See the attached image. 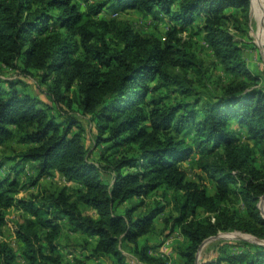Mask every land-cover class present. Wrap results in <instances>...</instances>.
I'll list each match as a JSON object with an SVG mask.
<instances>
[{
    "label": "trees",
    "instance_id": "1",
    "mask_svg": "<svg viewBox=\"0 0 264 264\" xmlns=\"http://www.w3.org/2000/svg\"><path fill=\"white\" fill-rule=\"evenodd\" d=\"M249 4L93 0L85 14L73 0H0V62L16 68L19 61L24 70L40 72L58 102L65 101L62 91L75 86L78 107L95 122L96 143L117 153L91 160L73 117L54 116L21 80L5 81L6 87L0 81V143L15 136L32 144L21 162H36L38 177L54 171L80 185L74 195L61 188L17 199V182L0 179V235L4 210L15 206L30 215L15 230L28 264L40 257L51 259L62 219L70 232L92 239L93 257H108L111 264H129L122 248L139 263L167 264L166 256L151 253L158 245L147 236L168 208L164 228L170 234L177 228L183 237L176 247L179 264H194L199 245L218 233L239 231L264 238L258 208L264 196V91L227 25L236 20L228 9L246 14ZM105 6L162 14L169 22L165 39L143 37L122 20L86 16ZM195 27L223 69L242 76L205 102L186 99L192 93L187 69L200 63L180 33ZM159 86H174L171 91L183 97L171 104L147 100ZM193 154L201 172L197 181L188 178L183 165ZM256 154L263 160L259 166ZM205 178L214 184L212 194ZM154 193L159 199L147 204ZM236 200L244 207L242 213L234 207ZM41 240L50 255L43 254ZM218 248L214 259L199 263L264 264V245L234 240ZM15 259L12 247L0 240V264H16Z\"/></svg>",
    "mask_w": 264,
    "mask_h": 264
},
{
    "label": "rangeland",
    "instance_id": "2",
    "mask_svg": "<svg viewBox=\"0 0 264 264\" xmlns=\"http://www.w3.org/2000/svg\"><path fill=\"white\" fill-rule=\"evenodd\" d=\"M73 2L81 12L88 13L87 4L90 2H84L83 0H73ZM228 10L236 18L235 21L227 23L228 29L235 36V39L239 41L238 45L241 49V55L250 72L257 77L259 86L264 91V0H250L249 9L246 14L236 9ZM86 16L93 19L122 20L127 22L141 36L162 41L165 39L166 31L169 28L168 19L163 17L162 14L155 17L154 15L142 14L132 8L117 10L115 7L105 6L100 13L96 15L87 14ZM60 31L63 32V30ZM180 36L185 42L189 40L191 43L189 50L200 63V66L194 69H187L186 74L192 90V93L186 97L187 100H195L197 98L200 102H205L208 98L220 94L221 88L230 81L242 79V76L231 74L223 69L218 59L214 56L210 46L203 38V35L198 32L196 27L187 28L180 33ZM22 70H24V66L19 61L16 64V68H11L0 62V81L3 87L7 86L5 81L21 80L30 93L39 101V104L45 106L54 116L63 113L73 117L77 121L76 127L81 131L82 143L85 149H87L91 160L98 162L102 153L104 155H117V153H112L111 148L103 150L106 147L105 143H96L97 129L95 122L92 120L91 115L83 113L78 107L75 86L68 91H62L65 101L58 102L54 100L50 89V81H43L40 72L32 68ZM176 70H178L177 67ZM156 85L157 80H152L151 86ZM175 88L174 86H170L169 88L159 86L148 94L147 100L154 98L162 104H171L175 99L183 97V94L180 92L171 91L173 89L175 90ZM57 120L61 121L62 119L57 117ZM75 128L74 130H76ZM241 140L246 141L243 136ZM31 146L33 145L20 143L15 136L0 143V179L6 181L15 180L17 182L18 191L15 197L17 199H30L37 195L55 192L61 188L66 193L74 195L75 191L80 188V185L76 182L69 181L54 171L38 177L36 162L31 160L21 162L22 153ZM254 158L257 166L263 161L257 154L254 155ZM196 159L197 155L193 154L183 161L188 178L195 181L199 180L197 177L201 174L195 164ZM203 182L207 187L208 193H212L214 191L212 181L205 178ZM159 193L149 195L146 198V203L152 204L154 200L159 199ZM129 204L127 203V205ZM80 207L86 214L95 215L92 209L85 206ZM234 207L240 213L244 211V207L239 200L234 202ZM120 209L122 210V208ZM259 210L264 217V201L261 204L259 203ZM199 215H202L201 211ZM29 217L30 215L27 212L15 206L4 210L5 222L1 227L0 240L5 241L15 251L16 264H28L21 255L22 245L16 237L15 230L17 224L24 222ZM60 222L62 224V231L55 242L58 246L56 252L52 254L48 252L45 247V242L43 240L40 241V244H42L41 248H44L43 254H51V259L55 260H46L40 257L36 259L35 264H111L109 258H95L91 255L90 248L92 239L85 238L78 233L70 232L64 219ZM218 235L220 237L206 242L201 248L199 260L200 258H212L216 256L219 250L217 246L225 242L230 243L236 240L246 241L255 245H264V238H258L260 240L258 241L244 232L232 231L218 233ZM237 236H241V238L237 239ZM147 238L153 244L161 245L169 242V251L174 250V244H178V242L183 240L177 231L170 234L169 230L164 228L163 219L155 220L154 230ZM122 250L129 264H141L125 248H122Z\"/></svg>",
    "mask_w": 264,
    "mask_h": 264
},
{
    "label": "crops",
    "instance_id": "3",
    "mask_svg": "<svg viewBox=\"0 0 264 264\" xmlns=\"http://www.w3.org/2000/svg\"><path fill=\"white\" fill-rule=\"evenodd\" d=\"M214 192V191H213ZM212 192V193H213ZM212 193H210V194H212ZM169 210V208L164 212V213H162V214H160L159 216H157V218L156 219H163V217L164 216H166V212ZM155 219V220H156ZM155 220H154V223H155ZM175 231H177V233L180 235V233H179V231H178V229L176 228L173 232H175ZM172 232V233H173ZM171 233V234H172ZM181 236V235H180ZM183 238V237H182ZM164 243V242H163ZM169 242H166V244H161V245H159V244H157L158 246L151 252L153 255H164V256H166L167 258H168V261H167V264H179L180 263V259H179V257H178V255H177V252H176V247H177V244H174V250H168V248H169V244H168ZM151 244H153V243H151ZM205 245V244H204ZM203 245V246H204ZM219 245H222V244H219ZM218 245V246H219ZM202 246V247H203ZM218 246H217V249H218ZM217 253H218V251H217ZM216 256H217V254H216ZM216 256H214V257H212V258H200V259H203V260H211V259H214ZM106 259H108V257H106ZM110 260V259H109ZM142 264V263H141Z\"/></svg>",
    "mask_w": 264,
    "mask_h": 264
},
{
    "label": "water",
    "instance_id": "4",
    "mask_svg": "<svg viewBox=\"0 0 264 264\" xmlns=\"http://www.w3.org/2000/svg\"><path fill=\"white\" fill-rule=\"evenodd\" d=\"M263 201H264V196L261 197L259 203L261 204ZM259 203H258V208H259ZM250 236H252V235H250ZM218 237H220L218 234H216V235H214V236H211V237H208L207 239H205V240L199 245L198 250H197V252H196V254H195V262H194V264H200V263H199V253H200V250H201L202 246H203L206 242H208V241H210V240H213V239H215V238H218ZM236 238H237V239H238V238H241V236H237ZM252 238H254V239L260 241L258 238L254 237V236H252Z\"/></svg>",
    "mask_w": 264,
    "mask_h": 264
}]
</instances>
